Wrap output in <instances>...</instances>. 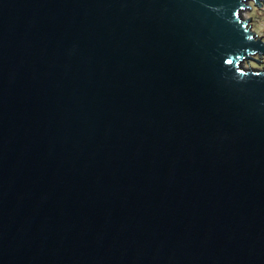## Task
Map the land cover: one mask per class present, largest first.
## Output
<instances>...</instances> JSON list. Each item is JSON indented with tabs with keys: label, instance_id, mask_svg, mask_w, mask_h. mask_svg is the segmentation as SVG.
I'll use <instances>...</instances> for the list:
<instances>
[{
	"label": "water",
	"instance_id": "obj_1",
	"mask_svg": "<svg viewBox=\"0 0 264 264\" xmlns=\"http://www.w3.org/2000/svg\"><path fill=\"white\" fill-rule=\"evenodd\" d=\"M249 1L0 0V264H264Z\"/></svg>",
	"mask_w": 264,
	"mask_h": 264
},
{
	"label": "rangeland",
	"instance_id": "obj_2",
	"mask_svg": "<svg viewBox=\"0 0 264 264\" xmlns=\"http://www.w3.org/2000/svg\"><path fill=\"white\" fill-rule=\"evenodd\" d=\"M261 4L258 5L256 2L250 0L249 3L241 11L242 19L247 20V26L251 28V31L255 34V39H261L264 41V0L259 1ZM259 52L251 54L252 57H255L261 61H257L251 57L245 58V66H252L257 69H262L264 66V52Z\"/></svg>",
	"mask_w": 264,
	"mask_h": 264
},
{
	"label": "snow or ice",
	"instance_id": "obj_3",
	"mask_svg": "<svg viewBox=\"0 0 264 264\" xmlns=\"http://www.w3.org/2000/svg\"><path fill=\"white\" fill-rule=\"evenodd\" d=\"M253 37L252 36H248V39L251 40ZM228 63H232V61H228Z\"/></svg>",
	"mask_w": 264,
	"mask_h": 264
}]
</instances>
